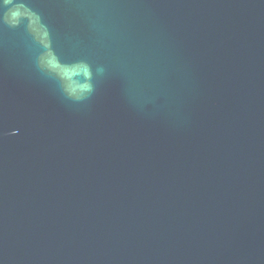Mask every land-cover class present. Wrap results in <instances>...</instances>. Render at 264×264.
I'll list each match as a JSON object with an SVG mask.
<instances>
[{
	"label": "water",
	"instance_id": "1",
	"mask_svg": "<svg viewBox=\"0 0 264 264\" xmlns=\"http://www.w3.org/2000/svg\"><path fill=\"white\" fill-rule=\"evenodd\" d=\"M0 264H264V0H0Z\"/></svg>",
	"mask_w": 264,
	"mask_h": 264
}]
</instances>
